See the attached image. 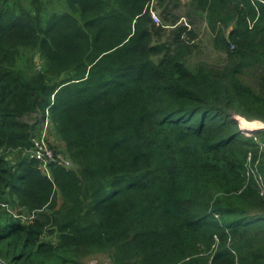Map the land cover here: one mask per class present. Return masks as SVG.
I'll use <instances>...</instances> for the list:
<instances>
[{"label": "trees", "instance_id": "trees-1", "mask_svg": "<svg viewBox=\"0 0 264 264\" xmlns=\"http://www.w3.org/2000/svg\"><path fill=\"white\" fill-rule=\"evenodd\" d=\"M149 3L0 0V264H264V0Z\"/></svg>", "mask_w": 264, "mask_h": 264}, {"label": "built area", "instance_id": "built-area-1", "mask_svg": "<svg viewBox=\"0 0 264 264\" xmlns=\"http://www.w3.org/2000/svg\"><path fill=\"white\" fill-rule=\"evenodd\" d=\"M154 1L155 0H150L149 12H150L151 20L154 23L155 22L157 23L159 19H158L157 12L154 8ZM242 122L244 124H246L247 126L254 127V129H243L241 127ZM237 124H238L239 130L241 131V133L243 135H245L246 137H252V139L257 143L258 148H257L256 154H254L252 152H248V154H247L246 177H247V180L250 177H252L255 180L259 194L263 195L264 194V182H263L261 174L259 172V165L261 164V162H263L262 165L264 167V142L260 141L258 139V137H256V134L259 131L264 130V124L260 121H247L243 118L242 119L238 118ZM44 125L46 126L47 130H49V120L48 119H45ZM41 132H42V130H41ZM32 142H33V147L29 151V155L31 158H34L37 161H40L42 164V167L44 168V166L47 164V161L48 162L53 161V159H54L53 158V151H52L50 145H48V147L50 149L47 147V143L41 134H39L37 137L33 138ZM45 146L47 148L43 149V147H45ZM67 166H68V162L65 161V167H67Z\"/></svg>", "mask_w": 264, "mask_h": 264}, {"label": "rangeland", "instance_id": "rangeland-1", "mask_svg": "<svg viewBox=\"0 0 264 264\" xmlns=\"http://www.w3.org/2000/svg\"><path fill=\"white\" fill-rule=\"evenodd\" d=\"M176 1L180 2L182 5L186 4V2H187V0H176ZM174 12L176 14L181 15L180 11L177 7L174 9ZM158 19L159 20L157 23L155 22V25L160 24L159 16H158ZM179 21L182 24L184 22L185 23L188 22L187 18L183 15L180 17ZM192 29L195 30V33L197 36V38L195 39V41L193 43L198 45L197 53L199 56V58L197 60H193V61H202V62H206V63H208L214 67H219L220 63H221L220 57L218 55L214 54V52H212V50L210 48V42L208 41L207 30H206V27H205L203 21L200 19H196L193 22ZM45 118L48 119V115ZM40 129L42 130V132H40L39 134H41L43 136L44 140L47 143V147H48V145H50L52 143L58 144V141L53 137V131L52 130H50V129L47 130L45 125L42 126ZM47 147L45 146V147H43V149H45ZM66 161L68 162L67 168L72 167V164L68 160H66ZM63 162L65 164V160H63ZM85 262H86V264H109L107 257L104 255L90 256V257L88 256L86 258Z\"/></svg>", "mask_w": 264, "mask_h": 264}, {"label": "bare ground", "instance_id": "bare-ground-1", "mask_svg": "<svg viewBox=\"0 0 264 264\" xmlns=\"http://www.w3.org/2000/svg\"><path fill=\"white\" fill-rule=\"evenodd\" d=\"M24 13H25V12H24ZM26 16H27V14H26ZM60 16H61V15H60ZM57 17H58V16H57ZM57 17H54V18L56 19ZM26 18H27V17H26ZM54 18H53V19H54ZM22 19H23V18H22ZM55 19H54V20H55ZM59 19H60V18H59ZM23 20H24V19H23ZM23 20H21V21H23ZM51 21H52V19H51ZM23 22L25 23V21H23ZM55 24H56V23H55ZM17 25H18V24H17ZM49 26H50V25H49ZM47 28H48V25H47ZM42 69H43V68H42ZM107 82H108V81H107ZM107 84H108V83H107ZM110 84H111V81H110ZM43 117H44V116H43ZM43 117H42V118H43ZM39 120H40V118H39ZM241 127H242L243 129H254V127H252V126H247V125L244 124V123H242ZM28 135H29V134H28ZM28 142H29V141H28ZM22 160H23V159H22ZM23 161H24V160H23ZM35 161H36V160H35ZM27 162H28V161H27ZM21 163H22V162H21ZM28 163H29V162H28ZM27 174H28V173H27ZM26 177H27V176H26ZM26 177H25V178H26ZM20 178H21V177H20ZM21 180H23V178H22ZM21 180H20V181H21ZM18 181H19V179H18ZM18 183H19V182H18ZM18 183H17V184H18ZM15 184H16V183H15ZM120 184H121V183H120ZM120 184H119V185H120ZM13 186H14V185H13ZM15 186H16V185H15ZM121 186H122V185H121ZM121 186H119V187H121ZM112 188H113V187H112ZM113 189H114V188H113ZM112 191H113V190H112ZM108 193H109V192H108ZM108 193H106V194H108ZM105 200H106V199H105ZM108 200H109V199H108ZM80 257H81V256H80ZM80 257H79V258H80Z\"/></svg>", "mask_w": 264, "mask_h": 264}]
</instances>
